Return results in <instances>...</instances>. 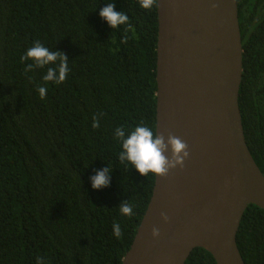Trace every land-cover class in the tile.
I'll list each match as a JSON object with an SVG mask.
<instances>
[{
    "label": "trees",
    "instance_id": "16d2710c",
    "mask_svg": "<svg viewBox=\"0 0 264 264\" xmlns=\"http://www.w3.org/2000/svg\"><path fill=\"white\" fill-rule=\"evenodd\" d=\"M242 45L238 105L247 148L264 175V0H236ZM129 16L111 29L105 3ZM147 4L148 7L142 6ZM156 0H0V264H121L147 208L154 175L118 162L117 127L155 129ZM40 41L67 56L69 74L44 82L21 56ZM48 92L41 99L37 86ZM93 117L100 127L93 128ZM113 170L111 185L90 177ZM134 205L132 217L118 206ZM119 223L122 236L113 235ZM236 245L264 264V211L249 205ZM184 264H215L194 249Z\"/></svg>",
    "mask_w": 264,
    "mask_h": 264
},
{
    "label": "water",
    "instance_id": "95a60500",
    "mask_svg": "<svg viewBox=\"0 0 264 264\" xmlns=\"http://www.w3.org/2000/svg\"><path fill=\"white\" fill-rule=\"evenodd\" d=\"M156 12L155 130L179 137L189 157L183 168L154 177L121 264H184L196 248L215 264H244L236 234L249 205L264 211V175L247 148L238 105L237 1L156 0Z\"/></svg>",
    "mask_w": 264,
    "mask_h": 264
},
{
    "label": "clouds",
    "instance_id": "9594fccd",
    "mask_svg": "<svg viewBox=\"0 0 264 264\" xmlns=\"http://www.w3.org/2000/svg\"><path fill=\"white\" fill-rule=\"evenodd\" d=\"M106 6L100 9L99 16L113 30L121 25H126L129 16L123 11L115 10V3H105ZM142 6L148 7L147 4ZM21 63L31 61L25 64V73L33 72L35 69L47 68L42 79L44 82H52L54 84L62 83L69 74V61L67 56L57 50L53 51L40 41H35L31 47L21 56ZM37 91L41 99L45 98L48 89L46 86H37ZM92 127L99 128L98 118L93 117ZM114 137L120 143V151L118 153V162L130 170H135L143 177L150 174L155 177L167 176L170 170L183 168L184 162L189 157L187 144L179 137L168 135L165 138L153 127L147 123H138L131 130L124 127H117L114 131ZM171 153L169 158L166 153ZM111 170L108 166L102 170L96 171L90 177L91 188L100 191L111 185ZM122 216L132 217L134 215V205L123 201L119 206ZM161 219L164 223H168V216L161 213ZM113 235L119 239L122 236V229L119 223L112 225ZM153 239L160 236L158 228L153 227L151 230ZM36 264H45L42 257H38Z\"/></svg>",
    "mask_w": 264,
    "mask_h": 264
}]
</instances>
